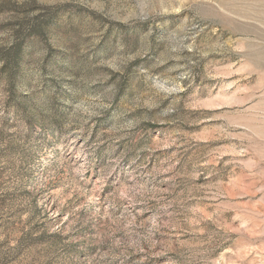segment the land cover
<instances>
[{
	"label": "rangeland",
	"instance_id": "obj_1",
	"mask_svg": "<svg viewBox=\"0 0 264 264\" xmlns=\"http://www.w3.org/2000/svg\"><path fill=\"white\" fill-rule=\"evenodd\" d=\"M0 264H264V0H0Z\"/></svg>",
	"mask_w": 264,
	"mask_h": 264
}]
</instances>
